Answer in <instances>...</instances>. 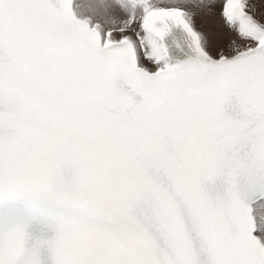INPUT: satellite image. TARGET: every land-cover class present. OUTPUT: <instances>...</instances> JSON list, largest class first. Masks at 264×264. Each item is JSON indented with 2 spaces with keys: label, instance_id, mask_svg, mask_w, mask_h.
I'll list each match as a JSON object with an SVG mask.
<instances>
[{
  "label": "snow or ice",
  "instance_id": "obj_1",
  "mask_svg": "<svg viewBox=\"0 0 264 264\" xmlns=\"http://www.w3.org/2000/svg\"><path fill=\"white\" fill-rule=\"evenodd\" d=\"M0 264H264V0H0Z\"/></svg>",
  "mask_w": 264,
  "mask_h": 264
},
{
  "label": "bare ground",
  "instance_id": "obj_2",
  "mask_svg": "<svg viewBox=\"0 0 264 264\" xmlns=\"http://www.w3.org/2000/svg\"><path fill=\"white\" fill-rule=\"evenodd\" d=\"M206 18H201V17H197V26L202 30V31H211L212 28V23L210 21H208ZM167 64L169 65V60L167 59Z\"/></svg>",
  "mask_w": 264,
  "mask_h": 264
},
{
  "label": "rangeland",
  "instance_id": "obj_3",
  "mask_svg": "<svg viewBox=\"0 0 264 264\" xmlns=\"http://www.w3.org/2000/svg\"><path fill=\"white\" fill-rule=\"evenodd\" d=\"M205 20H206V19H205ZM197 23H198V22H197ZM212 25H213V26H212V28H211V31L217 27V26H216L215 24H213V23H212Z\"/></svg>",
  "mask_w": 264,
  "mask_h": 264
}]
</instances>
